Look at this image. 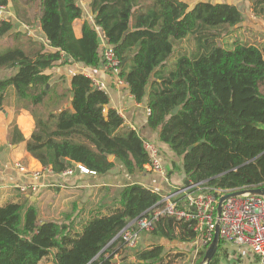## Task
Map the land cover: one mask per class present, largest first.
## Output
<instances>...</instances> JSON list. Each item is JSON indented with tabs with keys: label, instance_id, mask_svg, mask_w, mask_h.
Returning <instances> with one entry per match:
<instances>
[{
	"label": "trees",
	"instance_id": "trees-1",
	"mask_svg": "<svg viewBox=\"0 0 264 264\" xmlns=\"http://www.w3.org/2000/svg\"><path fill=\"white\" fill-rule=\"evenodd\" d=\"M33 4L51 50L13 23L20 5ZM9 5L14 13H0V70L16 71L0 79V107L13 95L32 116L34 129L25 149L40 165L61 173L80 164L106 175L119 163L134 176L149 161L138 133L124 127L115 110L107 108L104 115L108 96L89 77L76 73L67 88L62 79L51 83L47 71L57 64L102 67V36L119 62L118 77L137 103L146 100L147 126L180 158L185 180L223 190L264 187V42H237L230 49L215 43L220 31L242 22L235 4L89 0L93 25L84 22L80 37L73 31V22L83 14L76 0H0V8ZM251 8L264 23V0H252ZM188 36L194 37L197 54H178L167 68L175 43ZM16 131L11 124L10 135ZM160 199V193L134 182L105 204V213L92 211L81 223L79 210L67 223L42 224L27 199L8 202L0 206V264H41L51 250L48 264H169L163 244L129 248L118 236ZM150 230L169 241L196 239L189 223L167 216L153 221ZM221 248L219 241L207 264H220ZM199 254L202 258L204 250Z\"/></svg>",
	"mask_w": 264,
	"mask_h": 264
},
{
	"label": "crops",
	"instance_id": "crops-1",
	"mask_svg": "<svg viewBox=\"0 0 264 264\" xmlns=\"http://www.w3.org/2000/svg\"><path fill=\"white\" fill-rule=\"evenodd\" d=\"M88 1L76 0L83 9L82 16L73 22L76 37L81 36L84 22L93 25V14ZM182 1L192 5L197 0ZM5 13L7 14L6 11ZM253 18L262 22L259 17ZM33 22V27L28 26L30 24H20V27L33 39L51 50L40 29L39 20L35 19ZM262 24L264 25L263 22ZM100 42L105 49L107 43L102 36ZM15 71L16 69H1L0 79L14 74ZM47 72L51 74V83L62 79L64 88L69 87L70 79L76 73L101 83V90L109 99L107 108L115 110L120 115L123 126L133 128L143 140L155 143L161 151H164V159L163 156L161 157L162 172H149L145 166L141 174L137 172L135 174L138 175L130 176L124 172L119 163H116L106 175L81 173L77 168L78 164L75 165L71 175H63L62 172L57 173L48 167H43L25 149L26 141L34 129V120L26 110L21 108L15 97L10 95L0 107V206L8 202H25L27 199L26 205H33L37 209V219L40 224L46 221L67 223L71 218L76 217L79 210L81 212L77 218L81 219L82 223L93 215L92 211L100 209L101 213H105V204L115 198L127 184L137 182L160 194L180 188L185 181L184 174L181 169L179 170L180 166L176 168L173 153L169 151L168 146L158 141L157 131L147 126L145 99L137 103L125 85H118L116 78L103 67L92 68L81 63L57 64ZM13 123L17 131L11 136L10 129ZM18 135L23 137L22 141H18ZM23 185L31 186L34 190L22 193L18 187ZM75 228L79 230L77 224ZM222 249L224 253L221 252V254L223 253L224 258H221L220 264H257L256 257L246 247ZM54 252L51 250L49 256L41 260V264L52 263Z\"/></svg>",
	"mask_w": 264,
	"mask_h": 264
},
{
	"label": "built area",
	"instance_id": "built-area-1",
	"mask_svg": "<svg viewBox=\"0 0 264 264\" xmlns=\"http://www.w3.org/2000/svg\"><path fill=\"white\" fill-rule=\"evenodd\" d=\"M0 13L4 14L5 9L0 8ZM104 61L103 69L116 78L118 85H125L124 81L118 77L119 62L110 46L104 50ZM93 83L96 88L101 90V83L94 81ZM146 113L149 114L148 109H146ZM132 130L134 129L132 128ZM143 147L149 158L145 165L147 170L154 173L162 172L161 154L158 146L153 142L143 140ZM77 168L81 173L96 175L94 171H90L80 164L77 165ZM73 172L74 168H69L62 174L71 175ZM34 174L38 175V173ZM202 183L189 182L180 188L162 193L157 206L152 208L147 216L130 221L121 229L118 236L122 238L127 247L134 248L141 231H148L152 227L153 221L159 217L167 216L180 222L189 223L196 233L199 245L205 250L213 239L215 223L218 221L219 241L222 248H226L228 245L244 246L256 257L257 264H264V195L242 194L230 197L222 202L220 213L217 215L219 198L234 190L209 188ZM18 189L22 193L34 190L33 187L27 185L19 186ZM180 196L182 197L177 200L176 198Z\"/></svg>",
	"mask_w": 264,
	"mask_h": 264
},
{
	"label": "rangeland",
	"instance_id": "rangeland-1",
	"mask_svg": "<svg viewBox=\"0 0 264 264\" xmlns=\"http://www.w3.org/2000/svg\"><path fill=\"white\" fill-rule=\"evenodd\" d=\"M219 1L235 4L236 7L242 13V22L235 27L229 28L227 31L226 30L220 31V35L215 39V43L217 45L230 49L237 42L239 43L245 42L248 44H255L257 46L261 45L264 42V25L258 19L253 18L256 16L253 14V10L251 8L252 0H219ZM18 9H19V13L14 14L15 19L13 20L15 27L21 28L20 23H24V24L29 23L30 25L28 26L33 27L34 24L33 21L35 20V12H36L35 4L31 6L20 5ZM5 11L7 12V14L14 13L12 5H9ZM25 11H26V16L22 14L25 13ZM197 52L198 51L194 37L188 36L184 40L175 43L174 54L172 55V59L166 64V67L167 68L171 67L173 61L175 60L178 54L195 55L197 54ZM260 89L261 91L264 92V82L261 83ZM169 151L171 150L169 149ZM171 153L173 152L171 151ZM161 154L163 156L161 157L164 159V151H162ZM173 159L175 161L176 168H179L180 158L174 156L173 154ZM150 232L151 230L143 231L141 233L140 236L141 240L138 239L136 248L141 247V245L146 246V245L160 243L164 245L165 250H167V252L170 254L169 260L167 259V261H170L169 264H195L196 262L202 264L203 257L201 258L199 252L203 249L199 245L197 239L189 243L179 242L176 240L169 241L159 236H153L151 235ZM226 247H228V249H238L239 247H244V246L228 245ZM132 250L134 249H129L127 251L131 253ZM219 251L224 253V250L222 248ZM221 258H223V256Z\"/></svg>",
	"mask_w": 264,
	"mask_h": 264
},
{
	"label": "water",
	"instance_id": "water-1",
	"mask_svg": "<svg viewBox=\"0 0 264 264\" xmlns=\"http://www.w3.org/2000/svg\"><path fill=\"white\" fill-rule=\"evenodd\" d=\"M109 48V45H106V49ZM73 98V93H70L69 96V101H68V106L71 105V99ZM178 110V107L173 109V113H176V111ZM107 114V107L104 109V115ZM262 128H264V125L260 126ZM190 149L192 147H189ZM109 159L113 158V155H108ZM63 161V159H62ZM135 171H139V169L137 168ZM185 185H187L189 183L188 180L184 181ZM242 194H250V195H264V187H260V188H243V189H238V190H234L231 191L229 193H225L223 194L219 200H218V205H217V215H219L220 213V209H221V204L224 200L233 197V196H239ZM218 244H219V223L218 221H216L215 223V230H214V234H213V239L210 242V244L207 246V248L204 251V256H203V260H202V264H207L211 261L212 257L216 254L217 249H218ZM113 263L117 262V259H113L112 260Z\"/></svg>",
	"mask_w": 264,
	"mask_h": 264
}]
</instances>
